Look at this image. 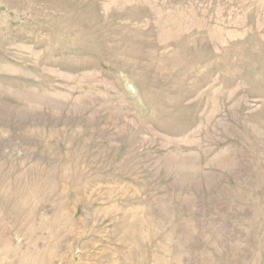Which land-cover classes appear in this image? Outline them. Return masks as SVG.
Returning a JSON list of instances; mask_svg holds the SVG:
<instances>
[{"label": "rangeland", "instance_id": "obj_1", "mask_svg": "<svg viewBox=\"0 0 264 264\" xmlns=\"http://www.w3.org/2000/svg\"><path fill=\"white\" fill-rule=\"evenodd\" d=\"M0 264H264V0H0Z\"/></svg>", "mask_w": 264, "mask_h": 264}]
</instances>
